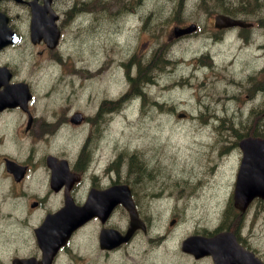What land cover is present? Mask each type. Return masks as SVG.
<instances>
[{"label": "flooded vegetation", "instance_id": "1", "mask_svg": "<svg viewBox=\"0 0 264 264\" xmlns=\"http://www.w3.org/2000/svg\"><path fill=\"white\" fill-rule=\"evenodd\" d=\"M80 3L0 0V12L16 36L14 44L0 49V93L8 95L0 97V264H215L210 254L200 255L197 237L209 241L220 233L232 236L222 246L224 264H264V239L257 235L249 207L239 212L229 202L211 218H196L189 207L197 204L182 202V190L166 192V181L154 187L158 173L127 172L125 180L120 178L118 143H87L98 134L103 112L109 113L103 106L113 101L99 92L89 98L84 94L88 70L67 54V20L85 26L92 16L102 15L86 13ZM31 4L44 18L56 16L55 46L48 37L32 38ZM139 7L131 6L129 14L146 18ZM212 31L221 42L231 31L243 36L253 28ZM86 124L89 135L82 143L58 142L63 131ZM235 148L241 158L238 143ZM120 184L129 186L138 218L124 241L112 233L125 237L132 222L119 203L105 219L83 217L67 226V209L85 210L92 202L97 208V193Z\"/></svg>", "mask_w": 264, "mask_h": 264}, {"label": "rangeland", "instance_id": "2", "mask_svg": "<svg viewBox=\"0 0 264 264\" xmlns=\"http://www.w3.org/2000/svg\"><path fill=\"white\" fill-rule=\"evenodd\" d=\"M126 1L100 0L95 5L94 0H83L86 13L102 15L92 16L85 26L67 20V54L88 70L84 94L89 98L97 92L110 93L118 99L109 108L103 106L109 113L103 112L98 134L87 143H118L120 178L125 180L130 156L136 155L142 172L158 173L154 187L166 181V192L182 190V202L197 204L190 209L196 218H211L210 209L215 207L216 212L232 193L240 161L237 135L244 134L249 124L253 128L255 121L264 126V0H230L237 9L247 3L246 10L238 13L254 22V28L243 37L231 31L221 42L212 31L215 0H144L140 5L144 9L146 2L144 19L132 18ZM178 20L196 23L197 32L170 37ZM204 50L211 52V67L200 59ZM159 51L158 58L170 62L157 66L161 69L154 71L156 81L141 87L145 91L141 100L129 99L132 85L128 82L126 93L121 61L130 57L134 64L147 63ZM128 69L132 73V67ZM179 113L186 115L178 117ZM88 128L86 124L75 132L63 131L58 142L82 143ZM168 216L175 217L170 212ZM252 219L257 235L264 239V201L254 206Z\"/></svg>", "mask_w": 264, "mask_h": 264}, {"label": "water", "instance_id": "3", "mask_svg": "<svg viewBox=\"0 0 264 264\" xmlns=\"http://www.w3.org/2000/svg\"><path fill=\"white\" fill-rule=\"evenodd\" d=\"M32 20L31 30L32 38L48 37L50 45H55L58 39V30L54 24L56 16L50 15L48 18H44L43 14L34 5L31 6ZM6 18L0 15V48L8 43L14 42L12 39L13 33L6 26ZM215 26L218 28H226L233 26H248L239 20H232L227 16L217 15L215 17ZM195 30V25H190L186 28H175L173 35L175 37L191 33ZM9 93V92H7ZM8 95L0 93V97L6 99ZM239 147L242 150V159L237 174V179L234 186L233 200L234 204L241 210L254 199H264V138L260 137H247L239 142ZM108 197V199H107ZM97 208H95V202L88 204L85 210L69 208L67 212L69 216L66 220L69 222L68 227L72 222L81 220L83 217L90 218L92 216H99V218L105 219L110 213L113 206L120 202L128 210L131 219V225H129L128 232L125 237H122L118 232H112L120 239L118 242H122L128 237L134 230L135 225L133 221L136 219V213L132 206L130 195L127 186L120 185L110 188L109 190L97 193ZM102 201V203L100 202ZM86 213V215H85ZM108 235V232L105 233ZM216 242H219L223 238L214 237ZM210 254L214 257L217 256L216 244L210 245ZM218 261L217 258H215Z\"/></svg>", "mask_w": 264, "mask_h": 264}, {"label": "trees", "instance_id": "4", "mask_svg": "<svg viewBox=\"0 0 264 264\" xmlns=\"http://www.w3.org/2000/svg\"><path fill=\"white\" fill-rule=\"evenodd\" d=\"M215 4H216V5H215L216 8H217V7H218V8H221V10H222L223 12H225V13H228L229 10L232 9L231 7L228 6V0H215ZM246 5H247V3H245V4L241 7V10H242V11L246 10ZM153 66H154V64H152V63L149 65V67L147 68V69H148V72L151 71V70L153 69ZM155 67H156V65H155ZM155 67H154V68H155ZM146 72H147V70L144 71L143 74L140 75V77L142 76V78H135L134 80H133V79L130 80L131 83H132V85H133V87H135V86L138 84L139 80H141V79H143L144 81L148 80V78H147V76H146ZM248 130H249V129H248ZM251 133H253V135L264 136V126H263V129H262V130H258V129H256L255 131H252ZM133 160H134V158H131V162H132Z\"/></svg>", "mask_w": 264, "mask_h": 264}]
</instances>
